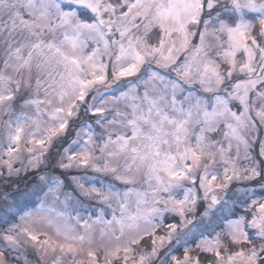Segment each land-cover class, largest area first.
Wrapping results in <instances>:
<instances>
[{
    "label": "snow or ice",
    "instance_id": "1",
    "mask_svg": "<svg viewBox=\"0 0 264 264\" xmlns=\"http://www.w3.org/2000/svg\"><path fill=\"white\" fill-rule=\"evenodd\" d=\"M0 264H264V0H0Z\"/></svg>",
    "mask_w": 264,
    "mask_h": 264
}]
</instances>
